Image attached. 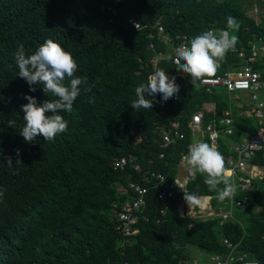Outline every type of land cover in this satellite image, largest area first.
Instances as JSON below:
<instances>
[{"label": "trees", "instance_id": "trees-1", "mask_svg": "<svg viewBox=\"0 0 264 264\" xmlns=\"http://www.w3.org/2000/svg\"><path fill=\"white\" fill-rule=\"evenodd\" d=\"M255 3L264 7L262 0H0V264H188L191 247L208 257L228 255L224 240L237 255L264 264V180H254L246 190L239 187L236 199L250 198L245 211L234 213L239 222L182 216L177 206L185 201L184 193L175 190L159 202L155 181H146L151 172L163 173L168 183L176 179L193 142L192 118L200 111L203 131L213 124L220 132L217 150L225 163L236 157L234 145L259 130L250 99L238 113L233 111L238 92L215 88L209 93L180 72L185 89L178 101L162 102L156 94L147 97L153 100L151 110L130 106L135 88L149 75L178 71L167 59L173 43L186 39L189 44L204 31L227 30L228 16L239 23L230 32L239 49L250 54L254 44H264V19L256 22L249 15ZM49 39L71 53L75 76L86 77L87 84L80 86L73 110L60 113L68 123L66 132L53 141L37 137L26 143L20 134L24 97H35L38 105L55 98L44 94L42 85L29 90L18 76L16 53L23 45L26 55L34 54ZM158 55L155 67L152 60ZM243 64L228 52L211 77L237 72ZM254 70L264 82V57ZM229 110L234 132L228 136L223 121ZM173 123L183 139L174 136ZM167 133L173 138L168 145ZM202 137L212 145L208 133ZM128 156L137 158L141 173L132 165L115 169V162ZM252 163L264 166V155L258 153ZM203 180L199 174L189 179L188 193L212 197L217 213L227 209ZM131 184L149 187L142 213L148 221L141 219L139 233L122 247L116 223L122 206L135 196Z\"/></svg>", "mask_w": 264, "mask_h": 264}, {"label": "clouds", "instance_id": "clouds-1", "mask_svg": "<svg viewBox=\"0 0 264 264\" xmlns=\"http://www.w3.org/2000/svg\"><path fill=\"white\" fill-rule=\"evenodd\" d=\"M138 29L139 24L135 25ZM239 29L238 21L227 17V30H207L193 38L188 45H181L175 49V58L168 56L178 66V71L190 77L193 87H199L206 78L213 76L225 59L226 54L232 50L237 43L234 32ZM18 76L24 79L31 92H35L33 85H42L44 94H51L55 99L45 100L38 105L33 96H25L28 101L22 105L25 114L24 127L21 135L26 143H32L37 137H43L45 142L53 141L57 135L67 131L68 123L61 112L70 113L73 104L80 95V86L87 84L86 77H76L77 63L71 53L49 39L46 40L31 55H26L23 45L16 53ZM68 84H65V80ZM88 91L91 90L89 87ZM179 86L175 78L163 71L158 70L147 77V82L135 88L136 99L131 102V108L135 110L152 109L153 100L147 97H155L161 94L162 102L168 101L178 95ZM50 114V115H49ZM19 156V152H17ZM181 164L187 175L195 179L197 175L204 177V184L209 192L216 193V199L223 202L235 194L236 188L231 181L233 170L226 167L223 155L215 146L203 142L194 141L189 147L186 155L182 156ZM7 165L12 167V160L8 158ZM223 185V187H220ZM3 192L0 191V197ZM184 199L190 209L201 203L200 197L185 191Z\"/></svg>", "mask_w": 264, "mask_h": 264}, {"label": "built area", "instance_id": "built-area-1", "mask_svg": "<svg viewBox=\"0 0 264 264\" xmlns=\"http://www.w3.org/2000/svg\"><path fill=\"white\" fill-rule=\"evenodd\" d=\"M159 33H164V29L161 26H159ZM165 40L167 42H170V39H168L167 37L165 38ZM182 44L188 45V41L186 39H183L181 41H178L176 44L173 43L171 45V56H173V58H175V49ZM229 52L237 54L238 57L242 59L244 64L241 69L237 72H226L223 75H219L216 77H208L201 85L209 93L212 92L215 88H224L230 93L240 91L247 92L250 102L253 103L254 115L259 122V130L257 131V133L250 135L247 139L243 140L241 143L234 145L233 149L236 157H230L227 161L226 167L233 170L231 179L236 188L235 194L232 197L224 200L228 208L224 210L222 209L219 213H217L211 206L212 197H200L202 198L200 205L193 206L192 209L193 211L198 210L199 213L197 214H201L202 211L206 212V218L220 216L224 221L232 220L239 222L238 219L234 216V206L242 211H245L250 205V198L245 197L244 200H237V190L239 189V187H241L243 190H246L253 185L255 177L251 174V171H254L255 166L252 163V160L258 155V153H262L264 155V98L262 97V93L264 91V82L261 80L260 73L254 70V64L260 57H264V44L261 43L260 40L258 44H254L251 47L250 54H247L244 49H239L236 43L234 48ZM161 57V55H158L155 56V58L152 60V64L155 67L157 66L159 61H161ZM173 64L177 66L174 62ZM164 72L169 76L170 79L174 77L175 83L179 86L178 95L170 98V100L178 101L181 93L185 89V85L181 80V73L180 71H175L173 73H169L167 71ZM224 116V133L229 136L234 132L232 112L230 110L226 111L224 113ZM202 125L203 112L200 111L193 116L190 127L193 133L198 131L202 133V136L204 135V133H208L212 145L217 149L220 132L214 129L213 124H209L206 127L205 131H203ZM172 127L175 131L174 136L183 139L184 134L180 132L179 124L173 123ZM194 135L195 134H193V136ZM164 141L167 145L172 143V134H165ZM161 157H163V155ZM129 165H132L135 171L139 173L142 172V168L137 162V158L132 156L119 159L115 162L114 167L115 169H124ZM150 179L155 181V186L159 190L155 200L161 202L168 197H172L175 190L184 194L185 191L188 192L187 184L189 179L191 178L187 175V173H185V176L183 178L174 179L171 183H168L167 177L163 173L151 172L150 176L146 178V181H150ZM131 189L135 193V196L131 201L126 202L122 206L121 211L118 212V220L116 223V231L119 234L118 240H122V247H125L128 238L139 233V230L137 228L139 221L141 219H143L144 221H148V218L142 213L143 209L147 205V195L149 194V187L142 184H131ZM204 198L207 199L206 203L203 201ZM185 202L186 201H184L182 204L184 205ZM182 204H179L177 206L180 213L183 208H186L182 206V210L180 211V206ZM187 205L188 204L186 203L185 206ZM168 208L169 205L168 203H166L164 205V208L161 210V213L164 214ZM189 212L190 211L187 212L188 214L185 213L182 216L187 215L191 218L192 211L190 213ZM197 216H195V218ZM223 243L231 250V252L227 256L216 255L213 258L214 264H259L256 261L247 260L244 256H235L234 253L236 247L227 240H224Z\"/></svg>", "mask_w": 264, "mask_h": 264}, {"label": "rangeland", "instance_id": "rangeland-1", "mask_svg": "<svg viewBox=\"0 0 264 264\" xmlns=\"http://www.w3.org/2000/svg\"><path fill=\"white\" fill-rule=\"evenodd\" d=\"M263 1V3H264V0H262ZM249 15L251 16V17H253L254 19H255V21L256 22H261L263 19H264V7H260L257 3H255L253 6H252V8H251V10H250V12H249ZM231 35H233V34H231ZM171 48V47H170ZM240 95H242L243 97H245L246 96V94L248 95V93L247 92H242V91H240V92H238ZM264 94V93H263ZM185 173H186V171H185V169H184V167L183 166H181L180 168H179V170H178V173H177V176H176V179H181V178H183L184 176H185ZM239 190V189H238ZM237 190V191H238ZM186 205V202H185V204L183 205H181L180 207V211L182 210V206H184V207H186L185 206ZM188 206V205H187ZM189 207V206H188ZM187 208V207H186ZM190 208V207H189ZM188 212V211H187ZM239 212H240V209L239 208H237V207H235L234 206V213L235 214H239ZM197 213H199L198 212V210H195V211H193V213H192V215H191V218L192 219H195V216H197V215H200L203 219H206V212H203L202 211V213L201 214H197ZM197 214V215H196ZM190 254H191V259H190V261H189V263L188 264H206V263H208V264H212V261H211V257H208L205 253H203V252H201L199 249H197V248H195V247H191L190 248ZM193 262V263H192Z\"/></svg>", "mask_w": 264, "mask_h": 264}, {"label": "crops", "instance_id": "crops-1", "mask_svg": "<svg viewBox=\"0 0 264 264\" xmlns=\"http://www.w3.org/2000/svg\"><path fill=\"white\" fill-rule=\"evenodd\" d=\"M248 98H249V95H247L246 94V96L245 97H243L242 95H240V99L239 100H236L235 101V104H234V110L233 111H236V112H238V113H242L244 110V107L246 106V105H249V101H248ZM213 107V105L212 104H210V108H212ZM233 111H231L232 113H233ZM246 114H248V115H251V111H249V109L246 111ZM195 135H194V138L195 137H202V133L201 132H198V131H196L195 133H194ZM182 165H180V167H181ZM254 166H255V169H254V171H251V174L255 177L254 178V180H256V179H258V180H264V166H258V165H255L254 164ZM211 206H212V204H211ZM187 208H183V210L181 211V214L183 215V214H185V213H187V211H192V213H193V209H190L188 206H186ZM213 207V206H212ZM214 209V208H213ZM225 209V208H224ZM223 209V210H224ZM189 212V213H190ZM188 214V213H187ZM229 249V248H228ZM230 254V253H229ZM228 254V255H229ZM235 254V256H240V255H237L236 253H234ZM216 256V255H215ZM215 256H212L211 257V261H212V264H214V262H213V258L215 257ZM221 256H227V255H221ZM193 263V262H192ZM197 264V263H196ZM199 264V263H198ZM206 264H208V263H206Z\"/></svg>", "mask_w": 264, "mask_h": 264}, {"label": "water", "instance_id": "water-1", "mask_svg": "<svg viewBox=\"0 0 264 264\" xmlns=\"http://www.w3.org/2000/svg\"><path fill=\"white\" fill-rule=\"evenodd\" d=\"M197 140L202 141L203 140V137H195V138H193V142L194 141H197Z\"/></svg>", "mask_w": 264, "mask_h": 264}, {"label": "bare ground", "instance_id": "bare-ground-1", "mask_svg": "<svg viewBox=\"0 0 264 264\" xmlns=\"http://www.w3.org/2000/svg\"><path fill=\"white\" fill-rule=\"evenodd\" d=\"M206 200H207V199H205V198L203 199V201H204L205 203H206Z\"/></svg>", "mask_w": 264, "mask_h": 264}]
</instances>
